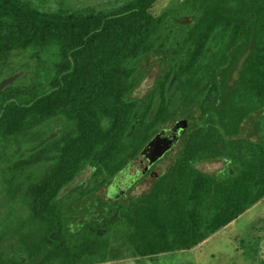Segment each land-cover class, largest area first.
Wrapping results in <instances>:
<instances>
[{
  "label": "trees",
  "instance_id": "16d2710c",
  "mask_svg": "<svg viewBox=\"0 0 264 264\" xmlns=\"http://www.w3.org/2000/svg\"><path fill=\"white\" fill-rule=\"evenodd\" d=\"M155 1L55 13L0 0V69L29 50L50 53L53 70L44 88L0 89V142L14 147L0 168L9 195L0 228L20 241L0 264L188 249L264 196V0H173L153 16ZM152 53L163 68L156 106L132 95ZM177 115L181 148L146 192L121 201L84 189L125 171ZM213 158L220 172L197 166ZM85 170L81 191L65 194Z\"/></svg>",
  "mask_w": 264,
  "mask_h": 264
},
{
  "label": "rangeland",
  "instance_id": "374dc122",
  "mask_svg": "<svg viewBox=\"0 0 264 264\" xmlns=\"http://www.w3.org/2000/svg\"><path fill=\"white\" fill-rule=\"evenodd\" d=\"M29 5L47 12L67 13V12H94L105 13L116 9L127 0H24ZM173 0H156L149 12L158 15ZM138 69L140 81L132 95L142 100L146 105L151 100L153 106L157 105L158 94L152 98V90L156 82L163 75V68L160 66L157 54H148L141 58ZM53 73L52 56L45 53L36 56L29 50H16L10 55L8 63L0 69V89L5 85L12 88L30 87L36 85L39 88L47 86ZM2 83V85H1ZM169 90L172 108L175 106L174 95ZM173 92V91H172ZM157 94V95H156ZM173 124V120L165 124L163 128ZM35 142L30 147L35 146ZM14 147L10 142H0V168L3 167V159L13 153ZM172 154L165 155L145 166V160L139 156L134 163L129 164L125 171L121 172L114 179H110L105 185H95L89 182L87 187L96 188L93 195L100 198H118L123 201L129 197L137 196L146 192L153 180L166 167L174 157ZM222 159H209L198 163V167L207 173H218L224 167ZM2 170V169H1ZM0 170V227L2 218L8 210L9 195L1 179ZM88 172H81L72 183L65 188L64 193L70 191L77 193L82 187L77 189L79 182L87 178ZM91 195V196H93ZM85 199H78L73 202L74 208L81 207ZM258 205L252 207L245 213L231 220L229 225L223 229L219 228L216 233L208 236L207 240H202L198 244L182 250L159 253L149 256L125 255L121 258L105 259L102 262L90 264H264V196L257 201ZM82 213H77V220L82 221ZM37 226L44 228V224L39 222ZM18 238L9 233H4L0 228V260L10 257L14 248L18 245ZM245 252V258H244ZM255 256L257 258H255Z\"/></svg>",
  "mask_w": 264,
  "mask_h": 264
},
{
  "label": "water",
  "instance_id": "95a60500",
  "mask_svg": "<svg viewBox=\"0 0 264 264\" xmlns=\"http://www.w3.org/2000/svg\"><path fill=\"white\" fill-rule=\"evenodd\" d=\"M185 126L186 119L177 115L174 117L171 126L162 128L153 136L140 154L145 160L146 167L162 156L165 151L172 154L180 150Z\"/></svg>",
  "mask_w": 264,
  "mask_h": 264
},
{
  "label": "crops",
  "instance_id": "0c3cea01",
  "mask_svg": "<svg viewBox=\"0 0 264 264\" xmlns=\"http://www.w3.org/2000/svg\"><path fill=\"white\" fill-rule=\"evenodd\" d=\"M258 202H256V203H254L253 205H251L248 209H246L243 213H245L246 211H248L249 209H251L252 207H254V206H256V205H258L257 204ZM242 213V214H243ZM230 223V222H229ZM229 223L228 224H226L224 227H223V229L224 228H226L228 225H229ZM216 233H217V231H216ZM215 234V233H214ZM210 237H212V236H210ZM208 239V238H207ZM207 239H205V240H207ZM202 243V242H201ZM244 258H245V252H244ZM255 258H257L256 256H255Z\"/></svg>",
  "mask_w": 264,
  "mask_h": 264
},
{
  "label": "flooded vegetation",
  "instance_id": "af4514ba",
  "mask_svg": "<svg viewBox=\"0 0 264 264\" xmlns=\"http://www.w3.org/2000/svg\"><path fill=\"white\" fill-rule=\"evenodd\" d=\"M165 155H169V152H168V151H165V152L163 153V155L160 156L159 158H161V157H163V156H165Z\"/></svg>",
  "mask_w": 264,
  "mask_h": 264
}]
</instances>
